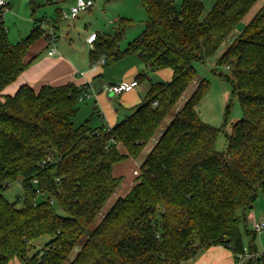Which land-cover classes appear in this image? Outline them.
I'll return each mask as SVG.
<instances>
[{
	"label": "trees",
	"instance_id": "1",
	"mask_svg": "<svg viewBox=\"0 0 264 264\" xmlns=\"http://www.w3.org/2000/svg\"><path fill=\"white\" fill-rule=\"evenodd\" d=\"M139 1L142 34L124 51L130 20H119L112 35L96 34L90 66L137 55L149 73L169 69L172 78L138 76L149 85L142 102L111 128L74 126L87 86L23 85L4 94L28 68L30 48L48 35L46 20L34 18L30 34L13 44L0 15V264H64L73 254L69 264H182L218 246L230 248L237 264H264L255 244L245 250L241 231L253 234L247 214L264 193V4L216 64L230 71L242 109L220 152V130L197 112L210 83L201 81L177 105L197 78L195 63L212 58L258 0H216L205 16L201 0H183L181 10L176 0ZM145 152L130 192L89 231L122 182L114 166ZM20 179L24 198L10 203L4 193ZM43 238L49 242L32 255Z\"/></svg>",
	"mask_w": 264,
	"mask_h": 264
},
{
	"label": "rangeland",
	"instance_id": "2",
	"mask_svg": "<svg viewBox=\"0 0 264 264\" xmlns=\"http://www.w3.org/2000/svg\"><path fill=\"white\" fill-rule=\"evenodd\" d=\"M10 3L9 10L4 12L3 25L7 34L8 40L16 44L21 39H25L33 28V19H45L47 23L46 28H49V24H58L56 30V36L59 37L58 46L65 47L70 45L78 53H89L90 48L88 46H82V36H78V33L82 32H106L108 34H114L115 27L121 19L131 20L134 27L127 31L123 37L121 48L125 50L128 45L138 38L142 34V22L146 18L144 9H137L136 0H95V5L89 10L83 11L79 14L78 19L65 20L62 17V13H69L74 0H8ZM204 4V16L207 15L216 3V0H201ZM261 1V0H260ZM259 1V3H261ZM183 0H176V7L178 10L182 9ZM34 10V13H33ZM251 10V13H253ZM251 15V14H250ZM82 17H84L82 19ZM237 26L234 32L231 34L229 39L220 47L216 54L208 59L205 63H195V69L197 71L196 80L190 85L187 91L184 93L180 101L178 102L177 108L184 105V103L191 97L199 83L203 80L210 83V88L197 107V112L200 119L218 130H220L216 148L222 152L227 147V135L231 133L232 125L242 118V109L238 100L237 95L234 93L232 82L229 80L230 71L225 67H218L217 61L227 50L231 42L237 38V36L245 28V21ZM60 19V21H58ZM59 22V23H58ZM70 33V34H69ZM75 34V36H72ZM71 35L69 40L66 36ZM46 50L41 51L40 55L46 54ZM222 75V76H221ZM172 76V72L169 69L163 70L158 74L152 76L153 82L167 83ZM83 102V101H82ZM131 114V113H129ZM174 114V113H173ZM172 114V116H173ZM172 116L168 117L160 129L163 131L172 119ZM159 134V133H158ZM158 134L152 140V143L148 147L151 148L155 142L159 139ZM141 157L138 161L128 160L126 163L120 165L121 170L115 171L116 176L121 175L122 182L117 189L116 193L112 195L105 207L102 209L94 224L90 227L89 231H92L101 222L103 217L109 212L111 207L114 205L118 198L126 195L127 187L125 186L126 180L131 178V174L134 170H137L140 163L144 160ZM138 173V171H135ZM134 173L135 176H137ZM133 178V177H132ZM5 198L10 202L14 203L22 201L24 198V191L22 186V180L20 179L16 183L10 185L4 193ZM43 197L40 196L38 201H42ZM257 207V205H255ZM58 213L62 212L57 209ZM86 236L82 240L84 243ZM49 242L48 238H43L36 242V252L41 251L44 246ZM75 254H73L68 261L64 264H69ZM19 264L17 261L11 264Z\"/></svg>",
	"mask_w": 264,
	"mask_h": 264
},
{
	"label": "crops",
	"instance_id": "3",
	"mask_svg": "<svg viewBox=\"0 0 264 264\" xmlns=\"http://www.w3.org/2000/svg\"><path fill=\"white\" fill-rule=\"evenodd\" d=\"M259 1L260 0H258L251 9L254 10L252 11L253 13H251L250 10V12L246 15V17L248 15L249 17L245 21V26L249 24L252 18L263 6L264 0H261V3H259ZM134 2L136 3L137 9H143L139 0ZM75 3L76 0H74L72 6H74ZM83 18L84 17H82V19ZM76 19H78V17ZM146 19L147 18H145V20L142 22L143 30ZM244 19L241 21V23L244 21ZM58 21H60V19ZM56 22L57 21H55V23L53 22L52 24L50 23L48 25L49 28H46L48 22L43 26L42 29L46 31L48 37L42 38L30 48L24 59V62L28 65V68L12 85L6 88L4 94L14 95L23 85H29L35 91H39L43 86L59 87L67 84H73L77 87L87 86L90 90V95L88 98L82 100L83 102L81 101L78 103V113L73 119L74 126L79 127L87 122L92 129H99L103 126H108L110 128L113 127L122 121L126 116H129V113H132L134 109L142 102L149 85L148 82H144L142 84L139 83L137 88H135L133 91L124 93L120 96H113L106 93L103 89L104 86L118 83H132L136 81L138 76L144 73H148L149 77L152 78V76L158 74L161 71L149 73L142 59L137 55L127 56L115 65L107 68H91L89 62V53H78L73 48H71L70 45L66 46V48L58 46L59 37L56 36L58 24ZM116 23L118 24V22ZM133 27L134 24L132 23L126 32ZM52 33H54L55 41L51 40L50 36ZM78 34V36H82V46H88L90 50L92 49V46L87 43L90 36L96 34L111 35L104 31H86L85 33L82 32L81 34ZM70 36L71 35L66 36L67 40H69ZM72 36H75V34ZM121 45L122 42L120 44V48ZM52 49H55L56 52L54 55L49 56L48 53ZM44 50L47 51L46 54L43 53V55H40V52H44ZM120 150L122 153H125L123 148H120ZM124 163L114 166L113 174L115 177L123 178L121 177L122 174L116 176L115 171L118 170L119 172L121 170L120 165ZM137 168V170L132 172L131 178L124 181L125 186L127 187L126 195L130 192L134 185V181L137 177L134 175V173L135 171L139 172V166ZM255 205H257V207ZM261 220H264L263 192L258 195L252 210L247 214V229L253 234L247 236L244 234V229H241L245 250L248 251L250 246L255 244L258 255L264 253V231L261 233H255L253 230V224ZM182 264H237V262L230 248L218 246L202 250L197 254L196 257L185 261Z\"/></svg>",
	"mask_w": 264,
	"mask_h": 264
},
{
	"label": "built area",
	"instance_id": "4",
	"mask_svg": "<svg viewBox=\"0 0 264 264\" xmlns=\"http://www.w3.org/2000/svg\"><path fill=\"white\" fill-rule=\"evenodd\" d=\"M95 5L94 0H76V3L74 6L71 7L69 13H62V17L65 20H75L79 14L83 11L89 10ZM10 3L8 0H0V15L5 11L9 10ZM51 40L55 41L54 33L51 34ZM96 38V35H92L89 37L87 43L92 46L94 40ZM55 49H52L49 51V56H52L55 54ZM138 83L136 81L132 83H118L114 85H107L104 86V91L110 95L113 96H120L124 93H128L133 91L135 88H137ZM90 95V90L88 87H86V92L83 94V96L80 98L79 102L82 100L88 98ZM138 175V173H135ZM253 230L255 233H261L264 231V220H261L259 222H256L253 224Z\"/></svg>",
	"mask_w": 264,
	"mask_h": 264
}]
</instances>
